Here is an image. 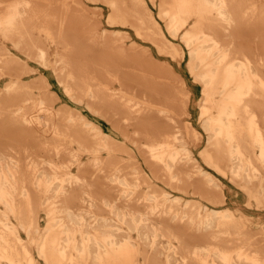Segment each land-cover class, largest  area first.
<instances>
[{"label": "bare ground", "instance_id": "bare-ground-1", "mask_svg": "<svg viewBox=\"0 0 264 264\" xmlns=\"http://www.w3.org/2000/svg\"><path fill=\"white\" fill-rule=\"evenodd\" d=\"M100 1L179 65L166 33L182 42L203 133L185 82L80 0H0V264H264L263 228L203 167L264 211V0H148L165 29L146 0Z\"/></svg>", "mask_w": 264, "mask_h": 264}, {"label": "rangeland", "instance_id": "rangeland-1", "mask_svg": "<svg viewBox=\"0 0 264 264\" xmlns=\"http://www.w3.org/2000/svg\"><path fill=\"white\" fill-rule=\"evenodd\" d=\"M146 1H147L148 8L150 9L153 17L159 22L160 26L163 29H165L164 21H162L157 15L158 8L154 5H152L148 0H146ZM156 1L158 2V0H156ZM66 2H68L69 4H73V0H66ZM80 2L85 6V9L88 12V15H90L89 17H91L92 20L98 21V23H99L97 25L98 29L104 28L107 30H119V31H121V34L123 36L126 35L125 38L123 37V41H122V43L124 45L128 46L129 44L134 43L138 47H143L144 49H147L148 51H150V53L155 58V60L158 62V64L168 65L173 70L174 75H177V77H180V79H182L185 82L186 89L189 91L188 97L190 98L191 102L193 103V108L191 110L192 122L194 123L196 129H198V131L203 133L199 124H198V121H197V118H198L197 103L199 102V100L201 98V86L197 81H195V79L192 77V75L189 73V71L187 69V66H186L187 57H188L187 56V50L184 47V45L182 44V42L179 39L172 40L171 37L166 33L167 38L170 39L174 43V45L178 49V51H184L185 58L181 61V64L179 65L178 63H176L178 57L175 59H172L169 56V54L161 53V52L157 51L156 47L154 46V44L152 42H150L148 39H142L140 36H138L131 26H129V25L123 26L120 24L108 23L107 15L110 12V8L105 3H103L102 1L96 0V2H94L91 0H80ZM53 49H54V45H53V47H51L49 49V51L52 53ZM45 72L47 73V72H49V70H47ZM49 75L51 76L50 72H49ZM50 83H51V85H53L52 87H54L53 90L60 97V99H61L60 101L62 102V104H67L68 106L75 108V110H77L82 115H84L88 120H90L91 122L96 124L98 127H100V129L105 134L113 137L118 143H121V145L123 147H124V144L126 146H128L132 150L133 155H134V159L137 161L140 169L147 176H149L150 180L153 181L156 185H158L159 187H162V188L165 187L163 184H161L160 181H158L156 178H154L151 175L148 168L144 164L141 156L133 149L131 143L128 141H124L123 137L119 133H117L114 129H112L110 127V125L108 124V122L104 118L99 117L98 115L92 113L82 104H76V103L71 102L64 95L61 88L60 87L58 88V86L56 85L55 79L53 77L50 78ZM3 84L4 83L1 84V87H3ZM175 84L178 87L179 84H178L177 80H175ZM114 87H117L116 83H114ZM178 89H179V87H178ZM61 102H59L58 104H60ZM101 154L103 155L104 152L102 151ZM119 154H121L123 157L127 156L126 153L123 151L120 152ZM203 167L205 170L210 172V174L213 175L217 179L218 182L221 181V183L223 184V187L225 188V192L227 194V203H226L227 208H229L233 211H236V212H239L241 210L240 212H242L249 219V221H252L250 223H252L251 226L253 228L261 227L264 230V211L256 210L253 207V205H250V207L248 205H246L245 197L241 196L239 194L240 191L238 190V188H236L234 185L230 184L226 178H223L219 174L213 172L211 169L206 168V166H203ZM165 188L168 189V187H165ZM231 190H233V191H231ZM229 191H230V193H229ZM179 196H181V195H179ZM194 197H195V199H197L196 195ZM180 198L181 199L179 200L178 203H180V204L184 203L183 197L181 196ZM198 199L203 205L212 207L211 204L208 203L203 198H198ZM188 200H191V199H188ZM219 208H220V206H219ZM43 219H44V217L41 218V221L44 224ZM38 260H40V259H38ZM40 261L42 262V260H40ZM41 264H45V263L42 262Z\"/></svg>", "mask_w": 264, "mask_h": 264}]
</instances>
